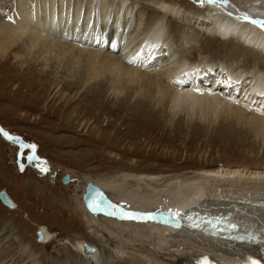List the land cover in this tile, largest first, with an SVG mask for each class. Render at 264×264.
Segmentation results:
<instances>
[{
  "label": "bare ground",
  "instance_id": "6f19581e",
  "mask_svg": "<svg viewBox=\"0 0 264 264\" xmlns=\"http://www.w3.org/2000/svg\"><path fill=\"white\" fill-rule=\"evenodd\" d=\"M184 1L150 0L154 12L148 14L142 8L144 5H140L143 0H14L5 15L2 11L5 4L0 2V59L7 60L13 53L18 62L34 59L44 65L52 57L85 60L88 81L109 73L113 88L125 78L130 86L143 89L154 109L159 107L161 116L153 118L156 127L162 117H177L185 111L188 119L190 117L188 127L193 125L198 129L205 122L219 132H248L264 141L263 61L251 59L248 66L241 62L233 65L223 58L211 60L206 54L211 47L216 48L215 51L218 47L228 51L236 47L235 59L242 56L241 52L264 57L261 46L264 28L245 19L247 15L264 20V0H229L227 4ZM190 2L200 9L191 8ZM176 21L192 29L207 27L210 32L204 30L206 38L202 43L215 37L210 39L209 45L201 43L205 54H201L199 62L192 61V54L180 43L184 39L195 45L199 35L192 34V29L182 33L180 24L171 26ZM230 30H243L248 34L242 40L245 44L236 37L220 39L222 43L216 45L214 41L224 38L222 35ZM113 31L117 32L116 39ZM105 34L112 40L101 42ZM160 36L164 39L159 42ZM160 44L163 49L155 51L154 46ZM218 76L221 77L218 79ZM241 85L245 86L238 91ZM135 93L137 95L138 91ZM149 120L152 119L148 116ZM17 144L22 148L19 141ZM109 159L110 163L120 165L112 155ZM31 166L35 165L31 163ZM35 167L39 172L44 171ZM151 170L127 162L124 167L106 173L90 174L83 182V193L88 181L99 185L103 195L96 202L98 206L87 209L82 196L76 199L70 196L64 202L77 223L75 231L81 235L77 249L82 255V264H197L204 261L240 264L241 258L264 260V166ZM73 182L71 174L68 183ZM12 199L16 205L12 209H19L20 205ZM233 203L241 212L234 211ZM189 206L220 214L235 212L234 219L240 228L234 232L246 240L214 238L187 224L179 226L163 218L169 210L180 216ZM129 213L135 218H130ZM184 215L191 219L198 217L191 211ZM3 224L0 226V264H57L45 249L51 235L48 228L40 227L44 233L42 241L36 238V242L30 243L18 236L16 230H6L7 221ZM83 241L95 245L97 251L86 256L80 249Z\"/></svg>",
  "mask_w": 264,
  "mask_h": 264
},
{
  "label": "rangeland",
  "instance_id": "374dc122",
  "mask_svg": "<svg viewBox=\"0 0 264 264\" xmlns=\"http://www.w3.org/2000/svg\"><path fill=\"white\" fill-rule=\"evenodd\" d=\"M13 1L0 0L5 4L3 15L10 11ZM143 1L140 3L144 5L142 8L148 14H153L152 3L148 2L150 0ZM174 1L178 3L181 0ZM190 7L200 9L199 5L193 3ZM179 24L182 33L192 29V26L180 21L171 26ZM204 30L210 32L202 26L192 29V34L199 35L198 41L195 40L198 45H191L184 39L180 42L192 54V61L199 62L201 54H205L201 46L206 38ZM106 34L101 42L112 40L106 38ZM116 35L117 32L113 31L115 39ZM218 38L214 41L216 45L226 39ZM163 39L160 36L159 42ZM209 41L202 45H209ZM107 46L110 47V42ZM154 48L159 52L163 49L161 44ZM215 49L211 47L206 52L211 60L223 58L228 64L241 62L248 66L249 60L259 59L264 64V57L245 52H241L242 56L237 61L234 56L236 47L229 48L231 52L219 47ZM52 58L45 65L34 59L18 62L13 53L7 60L0 59V129H3L0 131V190L6 188L20 205L18 211L10 210L0 201V226H4L3 223L7 221L9 226L6 230H16L18 236L30 243L36 242V233L41 226L48 228L51 235L45 249L57 264H82V255L77 249L82 240L81 235L75 231L77 223L64 202L70 196L73 199L81 198L83 182L90 174L106 173L124 167L127 162L140 168L150 167L154 172L201 167L212 169L221 165L249 169L264 166L262 139L257 140L248 132H219L205 122L198 129L193 125L188 127L190 117L188 119L185 111L178 114L180 119L179 116L162 117L156 127L153 118L161 116L159 107L154 109L153 103L140 87L130 86L123 78L113 88L109 73L88 81L85 60L68 56ZM244 86H239L238 91ZM148 116L154 121L148 122ZM4 132L16 139L8 140ZM20 138L35 147L25 148L19 154L21 151L17 143ZM110 155L120 161V165L110 163ZM29 158L35 166L46 168L47 171L39 172L35 166L28 165ZM53 172L57 173L53 179L56 182L51 179ZM68 172L73 175L74 182L63 185L61 178Z\"/></svg>",
  "mask_w": 264,
  "mask_h": 264
},
{
  "label": "water",
  "instance_id": "95a60500",
  "mask_svg": "<svg viewBox=\"0 0 264 264\" xmlns=\"http://www.w3.org/2000/svg\"><path fill=\"white\" fill-rule=\"evenodd\" d=\"M19 142L21 144V147L22 145H28V142H26L22 138L19 139ZM20 151L21 152L24 151V147L20 148ZM30 160H31L30 158L27 160L28 165L31 164ZM55 176H56V172L51 173L52 178H54ZM70 180H71L70 172L63 175L61 179L62 183L64 184H68ZM102 195H103L102 188L99 185L93 183L92 181H88L85 192L82 195V200L83 203H85L87 209L88 208L93 209L97 204L96 203L97 200L100 199ZM0 200L4 205L8 206L9 208L16 207L12 197H10L6 188L0 190ZM163 216H165L168 220L174 221L176 223H181V220L175 217L173 211H167L166 213H164ZM43 239H44L43 229L39 228L37 230V240L42 241ZM80 249L86 256L97 251V247L95 245L90 244L86 241H83L82 245L80 246Z\"/></svg>",
  "mask_w": 264,
  "mask_h": 264
},
{
  "label": "snow or ice",
  "instance_id": "6c2138e0",
  "mask_svg": "<svg viewBox=\"0 0 264 264\" xmlns=\"http://www.w3.org/2000/svg\"><path fill=\"white\" fill-rule=\"evenodd\" d=\"M199 2L201 4L207 2V3H211V4H227L229 2V0H199ZM245 19H249L251 23L253 24H258L260 27L264 28V20H255V19H251L249 18L247 15H245ZM0 131H3V129H0ZM4 135L8 138V139H16L15 137L11 136L10 134H8L7 132H4ZM22 147H35V145H22ZM44 171H47L46 168L42 169ZM98 206V205H96ZM150 215V214H149ZM128 216L130 218H135L134 214L129 213ZM233 227H235V225H233ZM243 238V237H241ZM255 264V262H254Z\"/></svg>",
  "mask_w": 264,
  "mask_h": 264
}]
</instances>
